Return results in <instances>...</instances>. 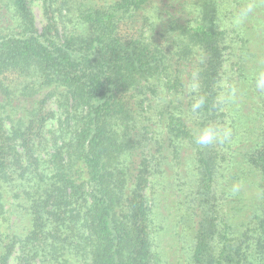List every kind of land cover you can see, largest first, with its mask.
<instances>
[{"label":"trees","instance_id":"trees-1","mask_svg":"<svg viewBox=\"0 0 264 264\" xmlns=\"http://www.w3.org/2000/svg\"><path fill=\"white\" fill-rule=\"evenodd\" d=\"M41 1L39 29L29 0H0V264H178L159 248V176L194 138L180 106L186 91L188 109L205 98L199 127L223 126L228 44L218 13L227 0ZM125 24L140 25L136 36ZM259 96L263 132L249 158L264 179ZM51 100L56 110L46 111ZM49 118L56 124L45 130ZM224 122L231 128L236 117ZM196 146L187 207L179 189L163 206L189 238L184 258L264 264V216L253 234L219 219L214 184L224 153Z\"/></svg>","mask_w":264,"mask_h":264},{"label":"rangeland","instance_id":"rangeland-1","mask_svg":"<svg viewBox=\"0 0 264 264\" xmlns=\"http://www.w3.org/2000/svg\"><path fill=\"white\" fill-rule=\"evenodd\" d=\"M29 6L32 9L36 26L41 29L46 24L42 1L29 0ZM242 13L246 14L242 15ZM218 15L219 23L226 31L225 42L228 44L224 50V62L219 80L222 90L219 97L220 110L223 112L220 124L228 127V123L224 122L223 124V121L229 122L231 115L236 117V124L231 128L228 127L232 132L230 141L208 146L219 150L221 154L224 153V157L219 158L215 174L214 195L215 198L222 196V200L216 202V210L219 219L223 220L235 234L241 231L253 234L257 230L258 216H264V199L261 195V185L264 179L249 158L259 131L263 132L257 112L261 106L258 103L259 94L264 90L256 87V77L259 73L264 72V0H227ZM122 27L132 36H136L140 25L125 24ZM144 29L148 31L147 34H153L154 29L151 31L147 26ZM184 69L188 71L190 68L184 67ZM188 94L187 91L184 93L185 97L180 99V106L186 110L189 130L194 137L195 130L200 127L197 123L196 113H193L191 108L188 109ZM155 100L160 103L162 96H157ZM53 101L46 104V111L56 110ZM165 107L166 104H163V108ZM149 116L153 119L152 123L155 124L153 129H157V132L160 133L162 128L160 122H156L153 113H150ZM45 124V130H50L55 126L56 121L49 118ZM158 136L160 135L157 134L156 138ZM178 146L177 153L173 154L176 158H173V155L169 156L164 167L167 172L159 176L161 185L158 189V196L161 203L157 211L160 214L158 220L164 229L161 231V228L159 231L163 235V237H159L161 240L159 248L166 257L175 255L174 258L178 264H189L188 260L184 258L190 254L189 238L185 240L183 231H180L181 227L175 224L176 219L172 207L167 211L163 209L166 203L172 204L173 193L175 194L177 189L180 190L182 211L188 204L189 198H186L185 195L193 178L192 163L197 155V146L194 138L191 142ZM168 174L170 176L167 177ZM148 191L151 192L150 188ZM221 191L224 192L223 195H220ZM168 212H171V215ZM175 229L181 235L178 236V233L176 236ZM172 245H175V248Z\"/></svg>","mask_w":264,"mask_h":264},{"label":"clouds","instance_id":"clouds-1","mask_svg":"<svg viewBox=\"0 0 264 264\" xmlns=\"http://www.w3.org/2000/svg\"><path fill=\"white\" fill-rule=\"evenodd\" d=\"M249 11L251 8L249 7ZM246 13H242L244 15ZM156 16L158 17L157 22H160L164 19L163 16H158L156 13ZM256 87L258 89L264 90V72H261L256 77ZM199 84L196 82L195 78L193 79V82L189 86V91L192 93L198 92ZM205 104V98L203 96H199L194 99V102L191 105V111L193 113L199 112L200 109L203 108ZM232 136L231 129L228 127H223L215 124H208L205 126H202L195 130L194 132V140L195 143L201 147H208L213 144L217 143H225L230 141Z\"/></svg>","mask_w":264,"mask_h":264}]
</instances>
